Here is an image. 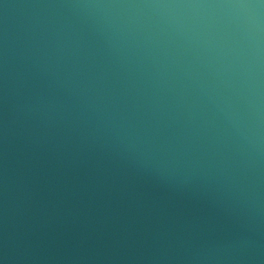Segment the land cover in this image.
<instances>
[{
    "label": "clouds",
    "instance_id": "clouds-1",
    "mask_svg": "<svg viewBox=\"0 0 264 264\" xmlns=\"http://www.w3.org/2000/svg\"><path fill=\"white\" fill-rule=\"evenodd\" d=\"M0 264H264V0H0Z\"/></svg>",
    "mask_w": 264,
    "mask_h": 264
}]
</instances>
